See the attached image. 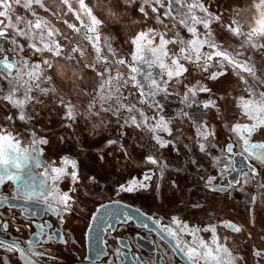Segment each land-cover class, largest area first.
<instances>
[{
  "label": "snow or ice",
  "instance_id": "snow-or-ice-1",
  "mask_svg": "<svg viewBox=\"0 0 264 264\" xmlns=\"http://www.w3.org/2000/svg\"><path fill=\"white\" fill-rule=\"evenodd\" d=\"M105 5L109 9L108 16L117 21L126 19L138 27L128 40L131 47L127 53L113 48L107 40L105 47L100 46V28L105 19L100 13L94 14L95 6L90 5V0H77V6L70 0H0V188L5 185L11 188L7 195L0 191V210L19 207L22 215L31 218L33 210L20 207L19 202L43 203L45 213H53L63 222L65 215L78 210L74 194L81 187L91 192L94 186H99L95 175L83 177L86 183L82 184L77 161L68 156L61 158V166L45 164L42 173L35 171L42 163L37 158L42 152L40 145L49 143L47 138L37 135L34 127L40 119L37 106L44 105L45 97L48 103L54 102L53 106L60 109L62 128L79 127L90 135L98 129L111 132L103 138L109 151L99 159L111 156L108 163L114 168L139 170L138 175L118 184L117 193L151 192L155 196L168 168L163 150H171L180 158L179 138L173 136L171 119L159 114L162 108L156 100L161 93L168 94L173 82L174 86L184 87L183 100L188 107L196 105L201 110H210L230 134L229 139L233 135L236 138L233 143L219 146L221 155H213L211 150L218 147L213 123L203 116L182 112L195 128L193 143L197 152L214 161L213 167L223 164L226 156L244 158L243 168L237 169L234 163L222 167L221 176L226 172L237 175L227 185H217L216 177L191 155L192 147L181 144L188 158L184 166H177L174 171L186 172L190 165L197 174L194 178L211 192H243L250 181L258 190H264V141L253 142L254 136H264V0H249L251 15L247 22L224 17L215 10L212 0H103L102 11ZM39 10H43L44 15ZM49 14L73 35L61 32L52 19L46 18ZM239 15L240 11L236 10L234 16ZM84 17L88 18L87 23ZM214 26L228 39H218ZM182 32L188 38L182 36ZM169 45L174 47L169 48ZM54 60L70 64L72 78L67 85L56 78ZM121 67L125 71H121ZM81 70L91 74L94 81L91 86L84 85L82 77L76 74ZM192 73H200L201 79L184 83L186 76ZM229 74L235 79L228 81ZM204 80L219 81L221 85L233 83L236 95L232 96L225 89L223 96H217L212 87L202 82ZM199 93L209 96L201 101L197 99ZM220 101H231L236 111L235 122H229L228 110ZM145 106L153 110L151 115L145 113ZM241 118L249 122H240ZM17 122L23 134L31 138L28 148L22 147L20 128L15 127ZM164 134L171 139H166ZM134 135L138 139L132 142ZM60 140L63 142L64 137ZM236 143L242 145L238 153L234 152ZM133 152L140 155L142 163L135 160ZM248 157L259 161L260 167L249 162ZM65 177L70 184L68 190L62 192L55 185ZM170 186L175 189L176 181H170ZM192 208L203 209V205L195 202ZM121 216L124 224L134 219L127 212L119 213L117 219ZM102 218L94 216L92 220ZM14 221V216L6 219L0 211V264H42L48 258L54 262L51 251L43 246L44 240L59 237L63 243L69 242L47 221L35 223L37 231L32 238L21 241L12 235V231H21ZM169 224L171 227L165 225L162 231L178 240L175 251L186 257L189 264H259L264 261V250L252 244L233 249L230 241H222L214 224L201 227L177 216H171ZM224 226L234 233L243 231L234 223ZM112 227L108 224V228ZM201 233L212 235L206 240ZM184 236L190 239L184 240ZM250 236L251 233H246L245 240Z\"/></svg>",
  "mask_w": 264,
  "mask_h": 264
},
{
  "label": "rangeland",
  "instance_id": "rangeland-1",
  "mask_svg": "<svg viewBox=\"0 0 264 264\" xmlns=\"http://www.w3.org/2000/svg\"><path fill=\"white\" fill-rule=\"evenodd\" d=\"M74 6H77V0H70ZM88 2V0H86ZM114 2V0H113ZM103 0H90V5L94 7V14L100 13L103 15L105 22L100 28L101 41L100 46L105 47V40L110 42L113 48L118 49L122 53H127L130 49L128 40L132 38L133 33L138 30V27L132 25L126 19H119V21L108 16V6L105 5L103 11L100 5ZM215 5V10L221 13L224 17L232 19H240L241 22H247L251 13L248 11L249 0H212ZM236 10L240 11L239 17L234 16ZM41 15H44L43 10H39ZM46 18L52 19L56 27L60 28V31L65 35H73L69 29L64 25H61L59 21L51 17V14ZM99 18V16H98ZM85 23L88 22V18L84 17ZM84 29L81 27V33ZM214 34L219 39L224 37L228 39L220 29L215 28ZM185 38L186 33H181ZM233 42V41H228ZM174 46L169 45V48ZM204 51H207L205 48ZM255 58V57H254ZM31 62V61H30ZM56 64L57 79L62 80L67 85V82L72 78V69L70 64H66L62 60H54ZM257 63H260L257 61ZM121 71H125L121 67ZM155 71V70H154ZM81 76L83 83L86 86H91L94 82L91 74L81 70L76 73ZM201 79L200 73H192L186 76L184 83L195 82V80ZM222 80L226 78H221ZM235 78L229 74L228 81H232ZM208 87L213 88V94L217 96H223L224 90L228 89L232 96L236 95V91L233 89L235 85L233 83L226 82L223 85L219 81H202ZM6 83V82H5ZM215 85V87H214ZM79 85H77V88ZM185 89L182 85L174 86V82L169 85L168 94L161 93L156 97V100L161 105L162 111L160 115H164L166 119H171L170 127L173 130V136L179 138L177 146L180 147V158H177V154L171 150H163V158L168 164V168L165 170L163 179L160 181L159 192L154 196L151 192L143 194H126L117 193L116 189L118 184L130 179L134 175H138L139 170L136 168H129L121 170L114 168L108 161L112 159L111 156H105L104 160H100L99 156L109 149L105 146L103 138L107 135H111L110 131L104 129H98L95 134L90 135L88 131H81V128L74 127V130H68L60 126V109L54 107L53 103H48V98L45 97V103L43 106H37V111L40 114V119L34 124L35 131L38 136H42L48 139L47 145H40L42 152L37 154L38 160H40L41 166L36 168V172L42 173L44 171V165L48 164L53 167L61 166L60 161L64 156L75 159L78 164V171L81 175V183H86L83 180L85 176H97L99 180V186L93 187L89 192L87 189L81 187L74 195L77 197L78 211L82 212V215L78 216L79 222L84 226L87 218L97 205L109 202L111 200H121L126 204L132 205L141 209L147 214H151L155 219L160 221L164 226L169 224V218L171 216H177L181 219H186L189 224L196 223L197 226H204L207 224H214L217 227V235L221 240L227 239L231 242V247L247 248V245L252 244L255 248L264 249V190H258L254 182H249L246 185L243 192L233 190L230 193L224 192H211L204 188L203 182L198 181L194 177L197 175L191 168L187 166L188 171L183 173H176L174 169L177 166H184V160L188 158V154L185 149L180 146L181 144H188L192 147V156L198 160L200 164H203L204 168L208 169V173L216 177L214 181L217 185H227L229 183V177L233 172H226L225 175H220V169L231 163L233 158L224 159L223 164L213 167L214 161H210L207 157H203V154L198 153L193 143L196 139L195 128L191 121L182 115V112H188L196 116H203V119L213 123L216 132L217 149H212L213 155H221L219 146L226 145L227 143L235 142V136L233 135L229 139L228 131L221 127L219 121L215 120L213 113L210 110H201L193 105L191 108L184 102ZM209 96L208 93H199L197 99L203 101ZM224 105L225 109L229 113V122H235L236 111L232 109L231 101H220ZM79 107V101H77ZM51 109V111H49ZM145 113L152 114L151 109L146 106L144 108ZM240 122H249L241 118ZM15 127L20 128L19 122ZM81 127L83 124L81 123ZM111 127V126H110ZM21 132V144L22 147L28 148L30 146V137L23 134V128H20ZM166 139H171L167 134H164ZM63 136L64 140L61 142L60 137ZM192 137V140L187 139ZM138 139L136 135L133 136V141ZM264 141V136L253 137V142ZM91 145V146H90ZM131 152V149H129ZM242 151V145L236 143L234 152ZM113 155L119 156V153H113ZM132 155L138 163H142L140 155L133 152ZM247 156V154H245ZM249 162L255 163L258 167L259 161L252 160L248 157ZM71 171V168L68 169ZM203 174V173H200ZM103 177V178H101ZM243 179V176H240ZM41 179H46L41 177ZM155 180V177H154ZM176 181L177 187L174 189L170 186V181ZM51 183V182H49ZM70 181L65 177L61 180L56 187L63 191H67ZM8 185L0 188V191L5 192ZM11 193V192H5ZM158 197V198H157ZM249 197H255L254 200H250ZM199 202L203 205V209H194L192 204ZM77 211V212H78ZM76 212V211H75ZM251 221V222H250ZM228 223H234L240 227L243 231L241 233H234L224 225ZM246 233H251L250 238L245 240ZM202 237L206 240L211 238V233H201ZM184 240L190 239L187 236L183 237ZM239 242V243H237ZM264 263V262H263Z\"/></svg>",
  "mask_w": 264,
  "mask_h": 264
},
{
  "label": "flooded vegetation",
  "instance_id": "flooded-vegetation-1",
  "mask_svg": "<svg viewBox=\"0 0 264 264\" xmlns=\"http://www.w3.org/2000/svg\"><path fill=\"white\" fill-rule=\"evenodd\" d=\"M230 1L234 2L235 0ZM98 206L91 212L84 226L78 220V216L82 215V212L78 210L71 215H65L63 222L58 220L55 214L45 213L44 209H33L34 215L31 218L22 215L19 209L5 207L0 211H3L6 219L11 220L13 216L15 217L13 223L15 226H19L21 231L20 233L12 231V235L18 236L21 241L32 238V234L37 231L34 224L44 221L50 223L53 229L63 234V239L69 241L65 244L59 237L53 241L45 239L43 246L51 251L54 262L52 258H48L42 264H80L83 262L95 264H189L186 257L175 251L174 245L178 240H174V243L170 239L164 240L159 234L139 228L133 222L117 224L114 231L107 230L105 254L102 255L101 260L90 261L85 237L91 217ZM152 218L158 221L153 216ZM158 224L162 229L164 228L160 221ZM263 262L259 261V264H264Z\"/></svg>",
  "mask_w": 264,
  "mask_h": 264
},
{
  "label": "water",
  "instance_id": "water-1",
  "mask_svg": "<svg viewBox=\"0 0 264 264\" xmlns=\"http://www.w3.org/2000/svg\"><path fill=\"white\" fill-rule=\"evenodd\" d=\"M233 163L239 168L244 167V158L236 155L233 158ZM237 173L233 172L229 177V182L232 181L233 176H236ZM20 207H27L30 209H45L46 205L43 203H37V202H28L23 201L19 202ZM105 206V207H102ZM19 209V207L15 208ZM121 212H127L130 215L134 217L133 220L128 221L133 222L135 225H137L139 228L147 229L148 231H153L157 234H159L164 240L170 239L173 243L174 240L172 237H169L167 233H164L162 231L161 226L155 221L151 215L145 213L139 208H136L132 205L126 204L121 201H111L106 202L101 205H99L96 208V211L93 213L92 217L94 216H102V219H98L93 221L92 217L89 223V226L86 231V246L88 250V259L90 261H98L101 260L102 255L105 254V235L107 233V230L114 231L117 224H124L123 223V217L121 216L119 219H117V216ZM105 213H111L113 215L108 216L105 215ZM33 217V216H32ZM108 224H111L113 227L108 228ZM146 225V227L144 226ZM80 264H95L91 262H83Z\"/></svg>",
  "mask_w": 264,
  "mask_h": 264
},
{
  "label": "trees",
  "instance_id": "trees-1",
  "mask_svg": "<svg viewBox=\"0 0 264 264\" xmlns=\"http://www.w3.org/2000/svg\"><path fill=\"white\" fill-rule=\"evenodd\" d=\"M6 191H7V192H11V188H7ZM6 191H5V192H6Z\"/></svg>",
  "mask_w": 264,
  "mask_h": 264
}]
</instances>
